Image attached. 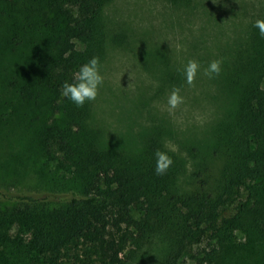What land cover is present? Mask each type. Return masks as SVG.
Instances as JSON below:
<instances>
[{
	"label": "trees",
	"instance_id": "trees-1",
	"mask_svg": "<svg viewBox=\"0 0 264 264\" xmlns=\"http://www.w3.org/2000/svg\"><path fill=\"white\" fill-rule=\"evenodd\" d=\"M111 2L0 0V264H77L79 245L83 264H264V14L214 79L231 108L188 145L186 188L164 124L133 150L92 126L90 101L61 96L105 58ZM157 150L174 161L161 176ZM27 177L46 192L20 193Z\"/></svg>",
	"mask_w": 264,
	"mask_h": 264
},
{
	"label": "rangeland",
	"instance_id": "rangeland-1",
	"mask_svg": "<svg viewBox=\"0 0 264 264\" xmlns=\"http://www.w3.org/2000/svg\"><path fill=\"white\" fill-rule=\"evenodd\" d=\"M105 14L110 43L100 63L104 83L97 99L90 101L91 124L133 150L142 130L164 124L171 131L164 138L166 147L176 149L185 163L179 184L188 188L194 170L188 145L208 137L231 108L214 81L216 75H205V69L213 60L224 65L234 55L237 43L247 38L250 22L264 14V0H194L190 6L170 0H112ZM189 60L201 66L193 85L183 72ZM173 88L180 89L184 102L170 113L167 99ZM38 190L46 192L34 177L18 187L20 193ZM74 252L77 264L86 262L84 245ZM182 264L197 263L187 254Z\"/></svg>",
	"mask_w": 264,
	"mask_h": 264
},
{
	"label": "clouds",
	"instance_id": "clouds-1",
	"mask_svg": "<svg viewBox=\"0 0 264 264\" xmlns=\"http://www.w3.org/2000/svg\"><path fill=\"white\" fill-rule=\"evenodd\" d=\"M254 27L259 30L261 37H264V19H257ZM221 60H213L210 62L205 75H219L222 71ZM200 64L196 60H189L185 65L183 72L186 82L193 85L200 71ZM104 83V77L101 74V64L99 57L91 58L88 63L73 73V81L65 82L62 85L61 96L68 98L77 107H82L86 101H95L99 95V88ZM184 102V98L180 95L179 88H173L167 99V110L172 113ZM176 149L170 148L169 151ZM156 168L155 172L158 176L167 174L169 168L174 164L173 159L168 155L167 151L157 150L155 152Z\"/></svg>",
	"mask_w": 264,
	"mask_h": 264
}]
</instances>
